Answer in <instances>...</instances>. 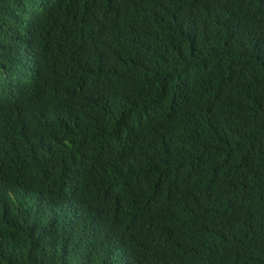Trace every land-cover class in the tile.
Masks as SVG:
<instances>
[{"label":"trees","instance_id":"trees-1","mask_svg":"<svg viewBox=\"0 0 264 264\" xmlns=\"http://www.w3.org/2000/svg\"><path fill=\"white\" fill-rule=\"evenodd\" d=\"M0 264H264V0H0Z\"/></svg>","mask_w":264,"mask_h":264}]
</instances>
